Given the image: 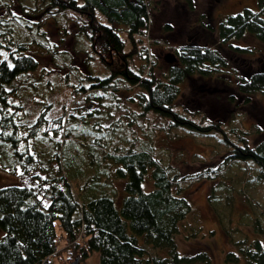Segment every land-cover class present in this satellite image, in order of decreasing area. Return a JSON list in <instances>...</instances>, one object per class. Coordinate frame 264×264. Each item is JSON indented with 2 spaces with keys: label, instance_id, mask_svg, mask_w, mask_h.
I'll return each mask as SVG.
<instances>
[{
  "label": "trees",
  "instance_id": "trees-1",
  "mask_svg": "<svg viewBox=\"0 0 264 264\" xmlns=\"http://www.w3.org/2000/svg\"><path fill=\"white\" fill-rule=\"evenodd\" d=\"M11 7V2L4 0L3 11L7 17H0V28L9 22V15L15 14ZM18 7L25 15L33 17L17 24L20 32L32 30L43 40V44L42 32L35 31L36 12L44 10L43 7H53L58 11L71 9L84 18L86 29L80 24L77 30L86 32L89 46L105 66L106 74L92 75L93 82L85 86L72 85L67 90L69 106L74 108L80 119L85 121L90 116H97L93 119L97 125L113 123L111 121L115 116L112 111L119 98L116 92L132 85H137L139 91L130 97L136 106L127 108L131 113L127 118L128 127L123 120L106 126V129L112 130L115 125L119 138L117 149L106 152L100 161L103 165L112 161L118 166L115 170L123 179V192L117 198V204L115 190L111 187L110 191L106 186L108 178L99 191H93L88 186H85V191L74 190L61 169L58 149H53L46 157V161L51 158L56 160L55 170L45 169V162L39 158L42 165L37 166V173L29 174L30 178L36 179L31 184L23 178L28 177L27 172L31 168L36 169L38 160L33 154L36 148L29 150L26 140L38 132L47 133L50 128L59 129L60 137L64 138L70 128H63L61 112L67 114V108L63 105L62 111L52 112L47 100L43 103L45 112H39L27 124L15 119V110L22 106L19 98L29 96L28 88L15 95L13 84L30 80L29 71H33L38 62L36 54L26 50L30 43L26 44L24 52L12 54L10 40L5 43L0 40V167L17 178L16 183L0 185V264H53V256L62 250L67 253L69 264H76L91 250L97 253L95 264L207 262L209 256L205 250L193 254L177 250L175 235L191 208L188 198L181 191L184 178L210 180L207 202L226 224H231L234 195L244 196L247 204L250 202L248 194L252 193L256 205L248 211L245 221H249L247 224L253 226L257 233L262 231L264 216L261 221L258 215L264 208V130L255 123L244 126L237 111L228 113L233 121L231 123L221 116L209 119L199 110L189 111L186 106H178L175 100L186 76L196 75L206 82L221 76L220 71L227 67L224 71L233 73L234 81L223 78L226 85H232L231 90L225 92L226 101L234 105L259 102L263 109L264 105L256 95L264 97V58L259 61L254 59V66L248 69L244 68L249 64L247 62L239 69L231 67L234 70L231 72L227 57L214 47L186 41L174 48V58L168 61L165 71L157 77L152 71L154 60L149 54L141 50L125 51L123 40L117 33V26L124 25L131 48L136 45L132 34H144L148 25L147 0H28L27 3L19 1ZM215 27L220 41L239 37L245 32L264 40V0H255L253 8L241 6L220 16ZM39 38L31 42H40ZM15 44L23 46L19 39ZM231 46L243 50L242 47ZM44 48L51 51L53 62L57 59V51L62 53L47 44ZM83 49L85 52L88 50ZM87 57L86 53L83 64L87 65ZM135 58L138 59L136 64L132 60ZM62 59V69L73 66L69 55ZM85 75L91 76L88 70ZM205 86L201 90L203 93L216 98L223 95L220 90L219 94L215 93L218 89L207 91ZM109 92L112 98L104 102L106 107L95 106L80 112L73 104V99L78 96L81 100H88L89 97L104 99ZM31 98L34 99L33 95ZM89 103L90 100L87 101ZM98 103L102 104L99 100ZM107 117L108 120L101 124ZM154 121L162 129L166 140L171 139L168 130L201 135L212 139L211 150L207 155L193 152L196 163L192 164L195 166L181 172L177 165L168 161L170 143L165 148L163 144L152 141L156 127L153 126ZM21 130L20 138L18 131ZM87 131V128L82 129L83 133ZM249 137L252 139L248 142ZM87 152L93 155L92 151ZM37 153L44 157L43 153ZM215 155V159H209ZM82 159L88 165L93 157ZM109 173L112 174V171ZM144 178L149 181L146 190L141 188ZM54 220L58 222L64 239L60 247H57L59 238L53 226ZM223 231L232 248L224 252L222 264L237 260H242L244 264H264V243L257 235L249 237L244 230L230 227L229 231L224 228ZM187 232L191 235L195 229L190 227ZM148 247L153 250L151 253ZM74 257L76 260L72 263Z\"/></svg>",
  "mask_w": 264,
  "mask_h": 264
},
{
  "label": "rangeland",
  "instance_id": "rangeland-1",
  "mask_svg": "<svg viewBox=\"0 0 264 264\" xmlns=\"http://www.w3.org/2000/svg\"><path fill=\"white\" fill-rule=\"evenodd\" d=\"M7 1L11 2V8L15 14L9 15V22L5 24L4 28H0V40L4 43L10 40L11 46L13 47L11 50L12 54L24 52L26 44L30 43L26 50L27 52L30 51L36 54L35 56L38 62L36 68L33 71L32 69L29 71L30 75L28 76L31 81L24 80L22 84H20V82L13 84L15 95H18L20 90L25 91L26 88H28L29 96V98H19L22 106L16 109L13 115H15V119L18 120L19 123L25 125L33 120L39 112H45L43 103L48 100L50 101L49 104L51 105L52 112L62 111L63 105H65L67 114L61 112V116L64 117L63 128L65 130L70 128V132L67 133L64 138L60 137L59 129L50 128L47 133L38 132L33 138L31 137L26 140L28 141L29 150H31V148H36V152L33 154L38 160V165L36 164V169L33 167L27 172L28 177H24V181L30 182L31 184L35 182L36 179L30 178L29 174L37 173V166L42 165L41 162H39V158L45 162V165H43L45 169L51 168L54 171L57 167L56 160L51 158L49 161H46V157L53 149H58L60 153L61 169L74 190L78 192H81V190L85 191V186H88L93 191H99L107 183L106 178H108L109 183L106 186L109 187L108 190L110 191L111 187L115 190L116 198L114 195V199L117 204V198L123 192V179L120 178L115 170L118 166L112 161H110V164L104 163V165L100 161L101 156L106 155V152L109 153L117 149L116 145L119 138L115 132V125H113L112 130H109V128L106 129V126L122 122L123 120L126 127H128L129 120H127V118L131 113L128 112L127 108L128 106H136L130 97L137 94L139 91L138 86L132 85L124 88V90L116 92V96L119 98L113 111L111 110L112 114L115 116L114 120L111 121L113 123H105V126L97 125L93 120L97 118V116H90V118L83 121L75 114L74 108L69 106L66 99L68 95L67 90H69V87L72 85L85 86L88 82H93L94 78L92 75L103 76L106 74L105 66L96 53L92 51L91 46H89V39L85 35L86 32L77 30L80 24L84 30L86 29L84 26V18L71 9H62L58 11V9H54L53 7H49V9L43 7L44 10H41L39 13L36 12L37 16L35 17L37 21V29H35V31H37V33L40 31L42 32L45 39L43 44V40L37 37L32 30L21 33L17 25L18 23H22L24 19L31 20V18H33L25 15L18 7L19 1L27 3L28 0ZM33 1L34 0H32V2ZM147 2L149 7L148 25L143 32L144 34H132L133 39L137 42L136 45H132L131 48L130 37L124 25L119 24L116 26L117 33L123 40V48L125 51H129V49L132 50L131 52H133V50L135 52L136 50L146 51L149 57L154 60L152 71L157 77H160L165 71L166 64L169 61L166 59L165 54H174V48L186 41H193L200 45L214 47L227 57L228 61L231 63L229 64L230 68H228L231 72L234 71L233 69L244 67L243 65L246 62L249 64L244 68L248 69L254 66V59L259 61L264 58V40H259L252 34L245 32L239 37H231L226 41H220L215 27L220 16L233 12L241 6L253 8L255 6V0H147ZM3 8L4 0L0 2V17H7V15L4 14ZM100 18L102 17L100 16ZM35 38H39L40 42L32 43L31 41H36ZM18 39L21 40L23 46L15 44ZM46 44L51 49L56 48L62 51V53L57 51V59L54 62L51 61L53 56L51 51H49L48 48H44ZM231 45L242 47L241 49L243 50H239V48ZM83 48H88V50L85 52ZM86 53L88 54L86 58L87 65L83 64ZM67 55L70 56L73 66H71V68L65 67L62 69V62L64 60L62 58H65ZM132 60L135 64L138 62L137 58ZM55 67L57 68L56 70H54ZM225 69H227V67H225ZM225 69L220 71L221 76L207 79L206 82L196 75L186 76L180 84L181 92L175 100L176 104L178 106H186L189 111L192 110L195 112L199 110L209 119L217 116L223 117L224 120L227 118L226 121L231 123H233V121L229 119L228 113L234 114L238 112L244 126H250L251 123H255L264 130V108H261L259 102L234 105L226 101L224 96L225 92L230 91L232 85L228 83L226 85L223 78H228L233 82L234 75L233 73L229 74L227 71H224ZM63 70L65 71L62 72ZM86 70H88L91 76L85 75ZM205 83L207 86H205ZM202 85L207 88V91L214 92V89H218L215 93L219 94L220 90L223 95L216 98L212 97V94H205L201 91ZM73 94L78 93L73 92ZM31 95H33L34 99L31 98ZM262 96V94L256 95V97H260L259 99H261L264 105V97ZM111 98L112 95L109 92L105 94L104 99H102V97H100V99L89 97L88 100H90V103L87 104L88 100H81L78 96L73 99V104H75L77 109H80L81 112L96 108L95 106L106 107L107 104L104 102L106 100L110 101ZM98 100L102 104L98 103ZM175 101L173 103H175ZM48 108L46 110H48ZM186 113L192 115V113ZM118 114L123 116H117ZM45 115H47V113H45ZM106 119L108 120V117L105 118L101 124L106 122ZM156 124V121H154L153 126ZM41 126L43 125H40V127ZM83 128H87L88 131L83 133ZM135 128L138 130V126H135ZM18 133L21 138L23 131H18ZM167 134L171 136V139L166 140V138L162 136V129L160 126L156 125L152 141L155 140L157 143L163 144L165 148H167L170 143L171 147L168 149V161L177 165L181 172H186L188 169L195 166V164H192L196 163V160H194L195 157L192 154L193 152L207 155L211 150L209 147L213 143L212 139H205L201 135H190L183 132L176 133L175 130L170 132L168 130ZM114 138H116V140ZM251 139L252 137H249L247 139L248 142L251 141ZM20 142H22V139H20ZM29 142H31V145ZM24 145L26 144L24 143ZM87 151H92L93 155H90ZM37 152L43 153L44 157ZM85 156L93 157L92 161H88V165L86 160L83 161L82 159V157ZM51 157L53 156L51 155ZM216 157L215 155L209 159L212 160ZM110 171H112V174L109 173ZM16 181L17 178L13 174H10L0 167V185L16 183ZM209 182L210 180L208 179L191 178H184L181 181L183 185L181 191H183V194L188 198L191 208L181 221L179 230L175 235L177 250L185 254H193L199 250H205L209 256L207 262L194 261L181 264H222L224 252L228 248H232L231 244L226 239L223 228L227 231H229V227L233 230L245 231L249 237L257 235L264 243V226L262 227V231L257 233L254 231L253 226L247 224L249 221H245V218L248 216V211L256 205L254 202L256 198L253 197V194H248L250 202L247 204L245 203L246 198L244 196L238 194L234 195L230 218L231 224H226L222 221L220 215L216 214V210L210 207V204L207 202L206 195ZM148 186L149 181L144 178L141 188L146 190ZM246 189L250 192L249 187H246ZM213 206L215 207V205ZM259 213L261 214L258 216H261L260 220L262 221L264 208L263 212ZM236 224H238V226ZM53 226L59 238L57 247H60L64 244L62 231L56 220L53 221ZM190 227L195 229V233L191 235L187 232V229ZM147 250L150 253L153 251L150 247H148ZM157 252H159V249ZM60 253L57 256H53V264H69L67 253L64 250ZM96 261L97 253L95 250H91L88 251L83 259L77 261L76 264H95ZM225 264L244 263L242 260H237L236 262H228Z\"/></svg>",
  "mask_w": 264,
  "mask_h": 264
},
{
  "label": "water",
  "instance_id": "water-1",
  "mask_svg": "<svg viewBox=\"0 0 264 264\" xmlns=\"http://www.w3.org/2000/svg\"><path fill=\"white\" fill-rule=\"evenodd\" d=\"M165 57L167 60H171L174 58L172 54H168V53L165 54ZM75 260H76V257H74V260L72 261V263H74Z\"/></svg>",
  "mask_w": 264,
  "mask_h": 264
}]
</instances>
